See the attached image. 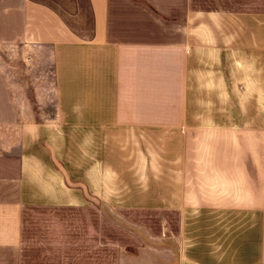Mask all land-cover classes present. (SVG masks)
<instances>
[{
	"label": "crops",
	"instance_id": "0c3cea01",
	"mask_svg": "<svg viewBox=\"0 0 264 264\" xmlns=\"http://www.w3.org/2000/svg\"><path fill=\"white\" fill-rule=\"evenodd\" d=\"M10 11L0 53L34 47L53 80L10 82L0 64V264H122L116 225L70 170L132 128L180 135L181 200L158 211L181 243L175 264H264V108L231 102L239 59L264 58V0H12Z\"/></svg>",
	"mask_w": 264,
	"mask_h": 264
},
{
	"label": "rangeland",
	"instance_id": "374dc122",
	"mask_svg": "<svg viewBox=\"0 0 264 264\" xmlns=\"http://www.w3.org/2000/svg\"><path fill=\"white\" fill-rule=\"evenodd\" d=\"M11 1L0 0L2 7L0 21L1 19L11 20V12H13L10 11ZM17 48L10 42L1 45L3 54H0L5 57L2 59L1 56L0 64L8 69L7 76L10 82L12 76L20 77L25 84L27 80L36 81L40 85L53 80V68L50 61L41 58L40 53L37 54L38 51L34 47L22 46L20 53L15 50ZM17 59L22 61L19 63L20 67L22 65L19 72H17L18 66L12 64ZM204 59L201 57L200 61ZM213 60L219 64V58ZM239 62L244 69L241 75L244 90L242 94L237 91L239 98L231 93V102L241 104L244 97L245 103L252 104L249 110L252 113L258 108H264V58H242ZM12 66H15L14 70H11ZM216 79L219 80V75H216ZM10 92L13 91L10 90ZM18 92L14 91L12 94L15 96ZM20 92L25 91L20 90ZM197 92L199 94V91ZM203 93L202 90L199 96L202 97ZM28 94L31 96V91ZM199 101L201 104L197 109L203 113V97ZM217 102H219L218 99ZM233 108L235 114L238 113L235 105ZM31 109H33L32 105ZM217 109H220V106L213 107L212 110ZM33 110L36 118H39V109L34 106ZM36 122L32 120L27 130L31 137V145L39 146L40 139ZM119 134L116 140L109 138L106 144L101 139L100 146L92 149L96 152L91 160L88 159V155H84L83 159L77 156L74 163L75 169L70 171L85 179L82 188L86 197L97 201L107 219L116 225V239L119 245L116 246L115 254L122 264H175V259L179 257L180 250H182L181 243L165 228V234L161 233L163 222L158 216V211L164 208L163 210L170 216L171 207L181 200L180 135L175 130L159 132L133 128L119 131L117 135ZM54 178L58 180V177L54 176ZM54 187L58 186L54 185ZM58 188H61V191L66 189V187ZM127 207H142L147 210L125 214L123 211ZM159 212L161 213V210ZM211 214L213 212L208 213V215ZM229 216L231 217L232 214ZM165 218L164 226L170 227L171 218ZM227 219L234 220V218ZM200 220L202 221L203 218ZM201 221L195 224L199 225ZM229 236L231 235H227V240Z\"/></svg>",
	"mask_w": 264,
	"mask_h": 264
}]
</instances>
